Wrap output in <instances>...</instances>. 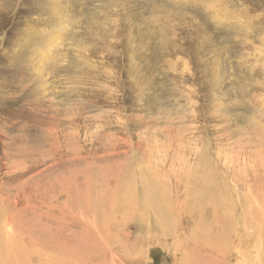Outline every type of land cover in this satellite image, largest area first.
<instances>
[{"label": "rangeland", "instance_id": "obj_1", "mask_svg": "<svg viewBox=\"0 0 264 264\" xmlns=\"http://www.w3.org/2000/svg\"><path fill=\"white\" fill-rule=\"evenodd\" d=\"M202 175L240 224L253 209L251 229L193 207ZM129 182L142 219L118 197ZM11 236L37 264L63 245H129L112 264L264 245V0H0V245Z\"/></svg>", "mask_w": 264, "mask_h": 264}, {"label": "bare ground", "instance_id": "obj_2", "mask_svg": "<svg viewBox=\"0 0 264 264\" xmlns=\"http://www.w3.org/2000/svg\"><path fill=\"white\" fill-rule=\"evenodd\" d=\"M199 181L200 183L196 185L194 190L193 198L196 200L194 208L205 215L210 207H216L219 212L216 215L217 222H219V226L224 225L227 232L233 233L235 225H243L244 228L248 229L254 226L253 209L244 218V223L240 224L237 220L236 210L232 209L234 207L231 206L224 188L218 189V183L215 182L214 176L202 175ZM124 187V191L120 192L121 194L118 196L119 199L126 201L127 208L131 210L130 215L137 214V219L144 218L148 206L139 191L141 187H138L134 182L126 183ZM182 191V188L177 189L178 194L175 193V196L179 198ZM144 197L149 205L156 209L159 217L164 219L166 215L163 204H167L166 208L168 207L167 210H169L166 197L156 188L154 191L145 190ZM7 232L9 235V230ZM218 233L216 235H221L220 232ZM209 237L212 238V235ZM8 240L15 243L0 245V264H37L32 263L33 260L30 259V245H19L12 236ZM48 249L50 255L46 254L45 251L43 254H39L41 255L39 261H42L38 262L36 259L39 264H112L119 257L131 253L129 245H63L57 250V253L51 248ZM174 252L175 258L172 261L163 258L162 264H264V245H175ZM44 254L45 257H48L47 261L42 259ZM36 258L38 257L36 256Z\"/></svg>", "mask_w": 264, "mask_h": 264}]
</instances>
